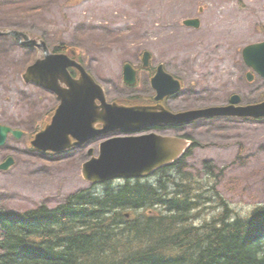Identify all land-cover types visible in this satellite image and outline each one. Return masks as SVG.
<instances>
[{"label":"rangeland","instance_id":"374dc122","mask_svg":"<svg viewBox=\"0 0 264 264\" xmlns=\"http://www.w3.org/2000/svg\"><path fill=\"white\" fill-rule=\"evenodd\" d=\"M190 18H198L200 26L185 25ZM0 27L20 28L43 36L51 48L77 51L109 98L122 82L121 61L137 63L138 54L149 50L185 84L173 108L219 103L232 93L245 102L264 99V77L243 57L244 47L264 41V0H0ZM37 57L34 48L0 39V122L25 131L0 147V163L9 154L15 158L8 170H0V210L53 208L74 191L119 186L90 189L81 175L82 150L55 156L32 150L29 136L55 101L45 88L23 80ZM190 97L196 100L185 102ZM188 130L201 144L188 158L193 166L159 177L180 179L183 171L192 177L199 201L192 211L195 225L223 213L244 217L264 203V120H202Z\"/></svg>","mask_w":264,"mask_h":264},{"label":"trees","instance_id":"16d2710c","mask_svg":"<svg viewBox=\"0 0 264 264\" xmlns=\"http://www.w3.org/2000/svg\"><path fill=\"white\" fill-rule=\"evenodd\" d=\"M187 179L137 180L76 192L54 209L2 211L0 264H264V204L196 226ZM128 210L136 212L129 219Z\"/></svg>","mask_w":264,"mask_h":264},{"label":"water","instance_id":"95a60500","mask_svg":"<svg viewBox=\"0 0 264 264\" xmlns=\"http://www.w3.org/2000/svg\"><path fill=\"white\" fill-rule=\"evenodd\" d=\"M186 23L199 26V20H187ZM1 35H12L24 45L36 46L44 51L45 58L31 65L24 77L27 82L34 81L55 90L62 100L52 122L32 141L33 146L41 152H62L83 144L98 133L116 128L141 130L152 123H188L212 116L264 117V101L248 106H237L235 104L241 100L239 95H234L231 98L232 104L228 106H213L179 113H174L160 104L156 106L108 104L102 87L75 59L64 53H51L45 41L32 39L27 33L19 30H0ZM244 57L250 66L264 76V42L247 46L244 49ZM149 58L150 54L146 52L144 55L146 63ZM70 66L81 72L79 78H72L68 71ZM249 77L252 78L251 75ZM126 81L130 84L136 83L135 71L130 65L126 67ZM153 85L158 91L157 100L181 88V82L166 72L163 66L159 67ZM96 98L101 100L100 107L94 106ZM99 121L105 126L97 130L95 124ZM9 131L18 138L23 134L20 130H13L0 124V145L6 142ZM178 144L175 138H162L156 134L111 139L102 143L99 157H92L83 164L82 174L85 179L94 183L116 177L145 176L182 155L190 142L182 141L180 147ZM13 162V158H9L0 165V169H8Z\"/></svg>","mask_w":264,"mask_h":264},{"label":"flooded vegetation","instance_id":"af4514ba","mask_svg":"<svg viewBox=\"0 0 264 264\" xmlns=\"http://www.w3.org/2000/svg\"><path fill=\"white\" fill-rule=\"evenodd\" d=\"M143 52H140L138 54L137 57V63L135 64V67L138 69V84L136 86H129L125 83V90H121L120 88H117L115 85V99H118L119 101L123 102V100H127L130 101V99L133 96H137L139 98H135V100H139V103L142 104H156L157 101L155 99L156 96V90L153 88L152 86V78L155 75L158 66L163 63L161 61H156L153 56L151 57L150 60V64L148 66H144L143 63ZM127 60H125L124 62L121 61V65H124V63ZM167 70H169L167 68V66H165ZM255 78V75H254ZM122 80L124 81V78H122ZM107 89V95L109 96L110 91ZM131 90V91H130ZM129 91V92H128ZM191 94H192V90H191ZM184 95V91H178L175 94L169 95L167 97H165V99L162 101V103H164L167 107H169L170 109H173L174 111H181V110H186V109H193V108H200V107H204V106H211L213 104H209V105H192V106H187V107H182L180 109H176L173 108L172 104L174 103H178L181 102L180 97ZM232 96V95H231ZM231 96H229L226 101H222L219 103H214V104H219V105H224V104H228L230 102V98ZM132 99V98H131ZM196 99L190 97V99H188L185 102H192L195 101ZM255 102V101H254ZM243 103H252V102H245L243 100ZM223 118V117H221ZM225 118V117H224ZM217 119V118H214ZM246 120H253V119H246ZM200 122V121H199ZM197 124V122H192L190 124H161V125H155L152 129H157L162 131V134L165 135H175V136H182V137H186L189 139H192L196 142V144L194 146L197 145V139L195 138V136L189 132L188 127ZM99 139H94L90 142L91 144H96L98 143ZM78 149H85V147H79ZM51 155V154H49ZM181 162H183V160H180ZM178 163V162H177ZM176 163V164H177ZM176 165H172L170 166V168H174ZM179 167V166H178Z\"/></svg>","mask_w":264,"mask_h":264}]
</instances>
